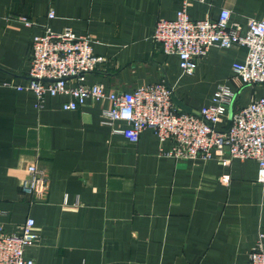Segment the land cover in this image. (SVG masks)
<instances>
[{
    "label": "crops",
    "instance_id": "obj_1",
    "mask_svg": "<svg viewBox=\"0 0 264 264\" xmlns=\"http://www.w3.org/2000/svg\"><path fill=\"white\" fill-rule=\"evenodd\" d=\"M183 1L0 0V228L12 232L33 219L38 239L23 250L33 264H247L264 232L255 160L226 153L176 159L166 154L172 141L160 144L151 129L132 142L113 131L122 121L102 123L107 100L63 110L65 96L38 104L30 90L13 87L27 80L32 35L69 27L88 35L104 58L83 83L130 91L162 82L198 111L218 84L237 90L231 65L246 49L212 47L192 73H182L178 57L163 53L152 34ZM222 8L243 27L247 17L264 16V0H189L187 14L216 17ZM261 96L264 82L241 87L231 112ZM28 163L47 174L40 200L19 189Z\"/></svg>",
    "mask_w": 264,
    "mask_h": 264
},
{
    "label": "built area",
    "instance_id": "obj_2",
    "mask_svg": "<svg viewBox=\"0 0 264 264\" xmlns=\"http://www.w3.org/2000/svg\"><path fill=\"white\" fill-rule=\"evenodd\" d=\"M202 1V0H199ZM189 0H184L172 20L156 22L152 39L167 55H176L182 73H192L197 61L212 47L234 45L246 49L244 59L231 65L237 90L248 84L264 82V16L247 17L243 27L229 20L230 11L220 9L216 17L192 20L187 14ZM49 10L46 17L52 18ZM24 25L32 21L17 17ZM92 40L86 34L74 33L69 27L54 32L45 26L30 38L27 80L13 85L17 90L32 92L36 103L45 96L67 97L63 110H74L86 100H107L102 123H125L113 129L129 141L136 142L144 129H151L162 144L171 140L167 155L176 159H200L226 153L229 157L253 159L257 162V180L264 182V96L252 98L246 105L229 113L237 90L220 83L209 102L197 114L182 111L171 99V90L162 82L142 84L130 91L107 90L100 84L83 83L84 75L94 70L103 57L91 49ZM8 85V84H7ZM227 120L226 131L215 127ZM228 160H223L226 163ZM47 174L34 163H28L19 182L21 193L42 199L47 191ZM66 197L63 198L65 204ZM38 239L33 219L26 217L12 232L0 228V264H33L23 250ZM247 264H264V232H259L248 254Z\"/></svg>",
    "mask_w": 264,
    "mask_h": 264
},
{
    "label": "water",
    "instance_id": "obj_3",
    "mask_svg": "<svg viewBox=\"0 0 264 264\" xmlns=\"http://www.w3.org/2000/svg\"><path fill=\"white\" fill-rule=\"evenodd\" d=\"M170 90L171 88L168 87ZM171 99L172 101L182 110L188 113H194L197 114V111H193L191 107L187 106L185 103H183L179 98H177L175 95H173V93L171 92ZM229 113L231 115V108L229 109ZM215 129L219 132H224L226 131L225 128H220V127H215Z\"/></svg>",
    "mask_w": 264,
    "mask_h": 264
}]
</instances>
